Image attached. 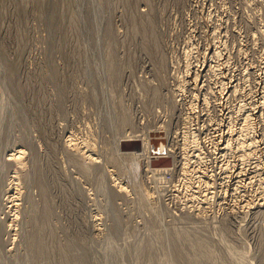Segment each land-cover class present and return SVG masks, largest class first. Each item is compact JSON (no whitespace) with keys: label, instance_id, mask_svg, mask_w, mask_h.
<instances>
[{"label":"rangeland","instance_id":"obj_1","mask_svg":"<svg viewBox=\"0 0 264 264\" xmlns=\"http://www.w3.org/2000/svg\"><path fill=\"white\" fill-rule=\"evenodd\" d=\"M0 264H264V0H0Z\"/></svg>","mask_w":264,"mask_h":264},{"label":"bare ground","instance_id":"obj_2","mask_svg":"<svg viewBox=\"0 0 264 264\" xmlns=\"http://www.w3.org/2000/svg\"><path fill=\"white\" fill-rule=\"evenodd\" d=\"M187 107H189V106H187ZM192 108H193V106H191ZM188 109H190V108H188ZM187 109V110H188ZM195 110V109H194ZM188 112H189V110H188ZM192 112V110L190 111V113ZM244 114V113H243ZM243 118L242 119H245V123L247 122V124H245L246 126V128L245 129H248V130H250V129H252V127L248 124V121L250 120L249 119V117H250V114L249 113H246L245 114V116H242ZM240 119V118H239ZM187 121V120H186ZM188 123H190L189 121H188ZM187 123V124H188ZM186 124V123H185ZM185 124H184V126H185ZM186 124V125H187ZM185 127H187V126H185ZM186 129V128H185ZM188 129V128H187ZM184 130V129H183ZM148 131V130H147ZM187 131V130H186ZM189 131V130H188ZM184 132H185V130H184ZM190 132H192V131H190ZM174 133V132H173ZM173 133H171V134H173ZM193 133V132H192ZM190 133L191 135H189L188 134V136H186V135H183V131H182V143H181V148H180V150H181V164H183V167H180V173H181V177H186V175L188 176V172H189V170L187 171V167H189V163L191 162V158L193 159L194 157H198L199 159H201V151H200V149L198 150V149H194L192 146H191V148L192 149H194V151L196 152V150L198 151L197 153H194V151H192L193 152V154L191 155V153H186L185 154V149L184 148H186L187 147V145L190 143V144H192V145H194V146H198V144L196 143L197 142V140H196V136H195V133ZM187 134V133H186ZM242 136V135H241ZM244 136V138L242 139L243 140V142H240V146L241 147H244V146H242V143L244 144V145H250V147H251V149L252 148H254L253 146L256 144V142L252 139V140H250V143L247 141V139L245 138V135H243ZM241 138V137H240ZM239 139V138H238ZM250 139V138H249ZM240 140V139H239ZM238 140V141H239ZM68 143L69 142H71L72 143V139L70 138V135L68 136ZM200 141V140H199ZM198 141V142H199ZM120 142H121V148H129V147H138V149H137V151H131L130 153H127V152H122V151H120L121 152V154H123L126 158H128V159H134V160H136V161H138V160H142L145 164L144 165H146V167L147 168H145L146 169V173H149V175L147 176V177H149L150 179H154L153 180V182H154V185H156V188L154 187V192H155V189L157 190V184H156V182L157 183H159V181H157L158 179H160L161 177H163V182H164V175L165 174H167V173H169V171H171V170H174V168L178 165L179 166V164L178 163H180L179 161H178V163L177 164H175L176 162H175V158H173V161L171 162L172 164L170 165V164H168V165H166L165 163H166V160H165V158H169L171 155H172V157H174V154H173V152H172V150H170V149H168L165 153L166 154H163V152H162V155H158V156H156V155H153L152 154V151H151V149H152V144H151V141H150V134H149V132H143V133H140V134H138V135H130L129 134V136H125L124 138H122L121 140H120ZM200 143V142H199ZM227 144L225 145V148H226V146H228V143L229 142H226ZM238 143V142H237ZM72 144H74V143H72ZM239 144V143H238ZM239 146V147H240ZM189 147V146H188ZM198 147H200V146H198ZM161 148H163V145L162 146H160V149ZM190 148V147H189ZM188 148V149H189ZM190 148V149H191ZM223 148V147H222ZM245 148V147H244ZM187 149V148H186ZM248 149H249V147H248ZM243 150V149H242ZM247 150V149H246ZM79 151L80 150H78V154H79ZM86 151V150H85ZM84 151V152H85ZM88 151V150H87ZM188 151V150H187ZM248 151V150H247ZM82 152V151H81ZM80 152V153H81ZM189 152V151H188ZM86 153V152H85ZM169 153V154H168ZM244 152H242L241 153V155H239V158L241 159V161L244 163V161H247L248 159H250V158H253V156L255 155V152H254V150H252V151H249V153H244ZM23 154H24V150L22 149V148H18V149H15V150H13V151H11L9 154H8V161H10V162H13V164L14 165H16V166H18V167H21V165H22V158H23ZM83 154V152L80 154V155H82ZM171 154V155H170ZM84 156H86V154L84 155ZM89 156V155H88ZM83 159H84V157L83 156H81ZM92 157V156H91ZM171 157V158H172ZM86 158H88V157H86ZM91 159V158H90ZM92 159H94V161H96L97 159H95V158H92ZM199 159H197V160H199ZM85 160V159H84ZM177 160V159H176ZM98 161V160H97ZM194 161H196V159L194 160ZM193 161V162H194ZM200 161V160H199ZM201 162V161H200ZM241 162V163H242ZM180 164V166H182ZM176 165V166H175ZM177 166V167H178ZM176 169V168H175ZM192 169H194V168H192ZM109 171H111V170H109ZM113 171V170H112ZM191 172V171H190ZM193 172V171H192ZM194 172H197L196 170H194ZM200 172V171H199ZM202 172V171H201ZM200 172V173H201ZM113 173V172H112ZM145 173V175H147ZM173 173V172H172ZM203 173V172H202ZM111 175V174H110ZM195 176V175H194ZM193 176V177H194ZM198 176V175H197ZM238 176V175H237ZM111 177H112V175H111ZM167 177V176H166ZM191 177H192V174H191ZM200 177V176H199ZM199 177H196V179H198ZM239 177V176H238ZM168 178V177H167ZM195 178V177H194ZM237 178V177H236ZM185 179V178H184ZM184 179H182V180H184ZM111 180H112V182L114 183V187L115 186H117L118 187V189H119V191L120 192H122L123 191V193L125 192V191H127V187L121 182V180H120V178L118 177V176H113L112 178H111ZM167 181V180H166ZM165 181V182H166ZM169 181V180H168ZM181 181V180H180ZM162 182V181H161ZM170 182V181H169ZM204 182V181H203ZM15 183V182H14ZM112 183V184H113ZM171 183V182H170ZM170 183H168L167 185H169L170 186ZM174 183V182H173ZM16 184V183H15ZM165 184V183H164ZM185 184V183H184ZM202 184V183H201ZM235 184H236V182H235ZM162 185V184H161ZM172 185V184H171ZM175 185H177V184H175ZM175 185H174V187H175ZM13 186H14V184H13ZM184 186V185H183ZM159 187V186H158ZM167 187V186H166ZM173 187V186H172ZM10 187H8L7 188V190L9 189ZM161 188H163V187H161ZM168 188V187H167ZM170 188V187H169ZM177 188V187H176ZM176 188H174V189H176ZM179 188V187H178ZM186 188V187H185ZM117 189V190H118ZM172 189V188H171ZM174 189L172 190V191H174ZM183 189H184V187H183ZM160 190V189H159ZM162 190V189H161ZM168 190V189H167ZM167 190L165 191V189H164V191L165 192H167ZM186 190V189H185ZM147 191V190H146ZM178 192H179V189L177 190ZM187 191V190H186ZM10 192V191H9ZM130 192V191H129ZM145 192V191H144ZM156 192H159V191H156ZM180 192H182V191H180ZM16 193V192H15ZM127 193V192H126ZM149 193V192H148ZM160 194H162L161 193V191L159 192ZM164 193V192H163ZM171 193V192H170ZM186 193V192H185ZM145 194H146V192H145ZM151 194V193H150ZM159 194V195H160ZM165 194V193H164ZM164 194H162L163 196H164ZM178 194V193H177ZM188 194V193H187ZM146 195H148V194H146ZM167 195H169L168 193H167ZM182 195H184V193L182 194ZM181 195V196H182ZM157 196H158V194H157ZM166 196V195H165ZM171 196H172V194H171ZM8 199L7 200H9L8 201V203L9 204H11V203H14V201H15V197L14 196H12L11 194L10 195H8V196H6ZM169 197H170V195H169ZM175 197V196H174ZM178 197H180V196H177V198ZM186 197H187V195H186ZM168 198V197H167ZM171 198H173V197H171ZM170 198V199H171ZM189 199V198H188ZM178 200V199H177ZM176 200V201H177ZM184 200H185V197H184ZM184 200H183V203H185L184 202ZM187 200V199H186ZM174 201V200H173ZM181 201V200H180ZM187 204V203H186ZM178 205H181V203H179ZM183 205V204H182ZM11 206H13V204L11 205ZM188 206V205H187ZM186 206V207H187ZM7 207H8V205H7ZM178 207V206H177ZM183 207V206H182ZM10 208V207H9ZM8 209V208H7ZM11 210V209H10ZM8 211V210H7ZM11 229V228H10ZM9 229V230H10Z\"/></svg>","mask_w":264,"mask_h":264},{"label":"built area","instance_id":"obj_3","mask_svg":"<svg viewBox=\"0 0 264 264\" xmlns=\"http://www.w3.org/2000/svg\"><path fill=\"white\" fill-rule=\"evenodd\" d=\"M197 143H198V142H197ZM172 171H173V170L169 171V173H167V174H165V175H167L168 177L171 176Z\"/></svg>","mask_w":264,"mask_h":264}]
</instances>
